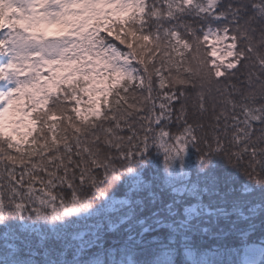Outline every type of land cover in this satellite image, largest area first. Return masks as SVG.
Segmentation results:
<instances>
[{
  "label": "snow or ice",
  "instance_id": "1",
  "mask_svg": "<svg viewBox=\"0 0 264 264\" xmlns=\"http://www.w3.org/2000/svg\"><path fill=\"white\" fill-rule=\"evenodd\" d=\"M242 194L252 219L264 0H0V264H184L201 234L192 264H234Z\"/></svg>",
  "mask_w": 264,
  "mask_h": 264
},
{
  "label": "trees",
  "instance_id": "2",
  "mask_svg": "<svg viewBox=\"0 0 264 264\" xmlns=\"http://www.w3.org/2000/svg\"><path fill=\"white\" fill-rule=\"evenodd\" d=\"M123 47V46H121ZM220 169L217 170V174H221ZM152 176V169H147L145 171L146 181H150ZM190 179L195 181L197 179L196 174L193 172L190 176ZM248 184L249 187H253L252 184L247 181H238L232 185L233 188L237 190V193L242 192V185ZM207 197H205V200ZM241 204L239 205V213L242 212L243 216H240L239 213H233L230 216L231 221H235V230L228 231L227 237L223 240L225 246L230 249L229 259L234 261V264H247L248 260L255 259L260 260L259 252L255 254L252 253V248H258L261 243H264V233L260 230V221L264 219V208H257L255 216L252 219H246L250 215L249 208L253 204L259 205L261 202L258 198H252L247 194H242L240 196ZM244 201H250V203H244ZM231 207V206H229ZM80 223V222H78ZM222 226H226V229H232L231 224H227L225 221H221ZM255 224L256 227L253 229L250 225ZM207 226V225H205ZM83 223L77 231L83 230ZM218 241L211 239L207 234H201L194 238L192 247L189 249L190 255L188 252L182 250V255L180 259L184 264H192V259L197 255H203L206 252L212 251L218 245Z\"/></svg>",
  "mask_w": 264,
  "mask_h": 264
},
{
  "label": "rangeland",
  "instance_id": "3",
  "mask_svg": "<svg viewBox=\"0 0 264 264\" xmlns=\"http://www.w3.org/2000/svg\"><path fill=\"white\" fill-rule=\"evenodd\" d=\"M239 213V210L236 212V214H238Z\"/></svg>",
  "mask_w": 264,
  "mask_h": 264
}]
</instances>
